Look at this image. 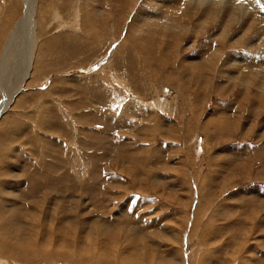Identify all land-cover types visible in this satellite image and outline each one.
<instances>
[{
  "label": "rangeland",
  "instance_id": "obj_1",
  "mask_svg": "<svg viewBox=\"0 0 264 264\" xmlns=\"http://www.w3.org/2000/svg\"><path fill=\"white\" fill-rule=\"evenodd\" d=\"M159 1L48 3L40 39L58 34V44L40 49L18 102L0 112V128L7 118L23 127L2 147L19 176L6 180L18 194L7 207L18 214L24 205L25 229L30 206L54 216L57 239L75 216L90 234L102 225L118 262L145 261L146 252L162 264H264V34L233 44L235 23L231 46L208 66L199 57L217 21L166 31L143 18Z\"/></svg>",
  "mask_w": 264,
  "mask_h": 264
},
{
  "label": "bare ground",
  "instance_id": "obj_2",
  "mask_svg": "<svg viewBox=\"0 0 264 264\" xmlns=\"http://www.w3.org/2000/svg\"><path fill=\"white\" fill-rule=\"evenodd\" d=\"M51 1L50 0H18V2H19L18 3L17 0H8L6 6L1 9V10H3V15L5 17L3 16V18H4L2 21L3 23L0 21V24L2 23V25L0 26V47H1L0 49L2 51V53L0 55V92H1V96L3 97V100H1V102H0L1 103L0 112L4 111V109L11 107L10 105L12 103H14L15 101L18 102V99L16 100L15 98L17 97V95L22 90H25L26 85H27V79L29 78L30 72H32L33 69H35V64L40 59V57H42V55H43L41 52L42 50L40 51V49L41 48H50L54 42L57 43V38L59 37L58 34H53L52 37L49 36L50 38H48L46 40L40 39V37L42 36V34H40V29L43 27L42 24L45 23L44 22L45 9H47L48 3L50 4ZM53 2H54V0H53ZM130 3H132V1H130ZM156 3H158V2H156ZM52 4H50V5H52ZM158 4H159V5H157L158 8L156 7V10H155L156 12L153 15L150 16V14H145L143 16V18H144V20L148 21V19L151 17L152 18L151 20H153L154 26H159L154 22V20H160V23L163 24V27H162V25H160L161 26L160 28H165L166 31L172 30V29L175 30L176 28L185 29V31H186L189 27L191 29L193 28V30H194V28H196V29H201L202 31H206L207 26H209L213 20H214V22L217 21L218 32L215 35H212V42L209 41L210 44L205 48L204 52H202V50H201V53H200L201 55L199 57V59H203V61H204V58L206 57L205 58L206 59L205 65H208V66L213 63V61L215 60L214 58H217V57L220 58L219 56L215 57V54H217V55H218V53L222 54L224 52L223 49L226 48L225 47L226 45L231 46V39L228 36H230V34H231L230 27H232L235 23L238 25V31H236V34L234 36H237L239 39L236 40V38H234L235 41L232 39L234 41V42L232 41L233 44L238 43V41L241 40L243 38V36L247 35L250 32H257L255 34H258V36L260 38H261L260 35L264 34V0H259V2H257V0H252V1H250V0L249 1L248 0H239V2H238V0H161V1H159ZM61 5L62 4H59L57 6V9ZM53 7H55V6H53ZM49 9L53 10L54 8H49ZM129 11H131V10H129ZM55 12H56V10H54V12H53V18H52L53 21H55L56 19H59V17H61V16L57 15V13H55ZM79 12H77V13H79ZM94 13H96V12H94ZM84 18L86 19V15L84 16ZM151 20H150V22H151ZM47 23H45V24L47 25ZM48 24H50V23H48ZM60 25L61 24H58L56 26L58 27ZM140 25H142V24H140ZM148 25L149 24H147V26ZM70 26H72V23H70ZM145 26H146V24H145ZM45 27L47 28V26H45ZM73 28H75V27H73ZM216 30H217V28H216ZM45 34H46V32H45ZM60 36H63V34H61ZM176 36H180L179 32ZM231 38H233V37H231ZM215 40H216V44H218V45L211 47V43H213V41H215ZM120 42H122V41H120ZM124 42L125 41H123V43ZM262 42H264V41H262ZM111 43L109 45H111ZM122 46H124V45H122ZM143 47H144V44H143ZM118 51H119V49H118ZM48 53H49V51H48ZM141 56H143V57H141ZM141 56L139 57L140 58L139 62H141L143 64L147 63L149 60L145 57L147 55L143 54ZM231 61L235 62L237 64V63H240L241 60H237L236 58H233V56H232V58L230 57L227 62L231 63ZM113 62H114V60H113ZM137 62H138V60H137ZM253 62L254 61H252V63ZM51 64H53V63H51ZM111 64H114V63H111ZM261 64H263V63H261ZM39 65H40V63H39ZM49 66H48V68H50ZM147 66L149 67V65H147ZM212 66H213V64H212ZM244 66H245V64H244ZM253 66H254V63H253ZM253 66H252V68L256 69L257 65L255 67H253ZM258 66L260 67V65H258ZM44 67H43V69H44ZM263 67L264 66H262L261 68H262V72H263V74H262L263 79L262 80L264 82V68ZM54 69H56V68H54ZM149 70H152L151 66H150ZM152 71H151V75L156 77V74ZM145 75H146V73H145ZM114 76L116 77V75H114ZM158 80H159V78H158ZM168 80L166 79V81H168ZM32 81H34V80H32ZM120 82L121 81H119V83ZM19 100L21 101V98H19ZM163 100H165V99H163ZM22 103H23V101H22ZM163 104H165V103H163ZM160 107H161V105H160ZM163 107H164V105H163ZM40 114L42 115L43 112ZM219 118L222 119L224 117H219ZM4 122L6 123V126L0 128V264H41L42 262L44 264H62V263L63 264H70L71 262H74L75 264H129L127 261L124 262L125 259L120 260L118 262L117 258L113 257V256H115V254L109 253L110 250L112 251L113 249L110 247H107V249L105 248V245L107 246L108 243L104 244L105 243L104 241L106 239L104 240L101 238L100 234L103 233V226L102 225H101V228H98V227L95 228L93 230V234L92 233L90 234V230L88 229L89 227L87 228V226L82 227L81 225H78L80 220H78L77 216H75L72 219L69 218L70 220H69L68 229H66L65 231L62 232L61 238L57 239L56 234H55L56 226L54 227L55 221H53L54 216H49V215L41 216V213H40L38 206H30L31 208L28 207V209L31 210L32 214L28 215L29 216L28 221H27L28 229H25V227H23L21 219L24 218V215L22 214L23 212H21V210H23L24 205L21 203L22 206L19 207L20 210L17 209L18 214H15V213L12 214L11 208L7 207V201L9 202L8 196H10V195L11 196L12 195L17 196L18 194L16 192L17 188H14V187H12V185H9V183H7L6 180L8 178V175H11V176L13 175V177L14 176L19 177V176L15 175L16 173L13 174L11 172V167L9 166L10 164L7 162L8 159L6 157L9 154L10 150H7V152H3V150H2L3 146H4V149H5V147L9 148V146H8L9 144H7V143L8 142L11 143L12 140H11L10 136L13 134L14 130L17 132V134H19V133H21V132H19V130L20 129L22 130L23 127L20 124H17L14 119L9 120L7 118V120H5ZM189 123H191V122H189ZM219 123L220 122L217 123L218 124L217 127L219 126ZM224 123H220V124H224ZM214 124L215 123H213V125ZM214 127H215V125H214ZM8 140H10V141H8ZM13 143H15V142H13ZM6 168H9V169H6ZM46 198L47 197H45V199ZM43 201H44V198H40L38 200V203H43ZM11 204H13V203H11ZM35 204L37 205V203H35ZM47 212H48V210H47ZM70 216H71V214H70ZM48 221L50 222L49 223L50 225H48V224L46 225V223H48ZM58 223H60L59 220H58ZM82 223L90 226L89 222L87 223V222L82 220ZM91 225H93V224L91 223ZM79 226H81V228H83V229H81ZM59 228H62V227L59 226ZM105 228H107V227H105ZM105 228H104V231L106 230ZM113 229L115 230L116 228H113ZM87 230H89V231L87 232ZM122 233H125V232H121V234ZM134 233H135V231H134ZM117 238H119V235H117V237L114 239V242H117ZM176 239H178V238H176ZM59 241H60L61 245L56 244ZM124 241H127V239ZM179 241H181V239ZM126 244H129V243H126ZM179 245H181V243ZM104 248L106 249L105 251H104ZM126 249H128V248L126 247ZM169 250H171V249H169ZM73 252H77L78 255H80V258H74ZM176 252L179 255V252L178 251H176ZM153 255H148L145 252V257H144L145 261L143 260L142 262H140V261H138V260H140L138 258L137 261H132V264H162V263L158 262L159 259L157 260V258H155ZM124 257H125V255H124ZM119 258H121V257H119ZM171 262L166 261L163 264H172ZM174 263H176V262H174ZM180 264H186V262H184V260L181 258ZM232 264H234V263L232 262Z\"/></svg>",
  "mask_w": 264,
  "mask_h": 264
},
{
  "label": "snow or ice",
  "instance_id": "obj_3",
  "mask_svg": "<svg viewBox=\"0 0 264 264\" xmlns=\"http://www.w3.org/2000/svg\"><path fill=\"white\" fill-rule=\"evenodd\" d=\"M238 2H239V0H238ZM257 2H259V0H257Z\"/></svg>",
  "mask_w": 264,
  "mask_h": 264
}]
</instances>
